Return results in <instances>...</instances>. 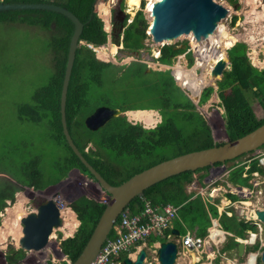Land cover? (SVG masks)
<instances>
[{"label":"trees","instance_id":"trees-1","mask_svg":"<svg viewBox=\"0 0 264 264\" xmlns=\"http://www.w3.org/2000/svg\"><path fill=\"white\" fill-rule=\"evenodd\" d=\"M97 2L98 0H3V3L6 4H54L72 12L84 24L80 37V41L84 44L77 49L68 88L66 121L74 144L89 165L110 185L118 186L134 175L163 161L215 146L206 123L194 110L195 106L190 99L176 85L171 72L153 70L147 72L145 64L133 62L122 75L117 76L121 70L119 67L112 63L100 62L101 60L95 57V52H92L88 45L95 48L104 46L109 37V34L104 30L103 20L96 11ZM10 14L13 16H9ZM127 19L128 17L123 23H118L115 26L112 39L116 45H122L124 50L140 51L144 48L143 43L147 38L148 21L142 10L137 12L131 23L128 24ZM0 22H19L22 25L38 27L42 31L49 32V51L53 55L51 59L54 66L53 75L49 84L43 87L42 91L37 92V96L34 95L37 105L31 106L23 102L18 106L19 113L21 115L31 113L35 116V120L50 114L52 119L49 120V130H46V133L52 137L55 144L59 145L58 148H62L61 157L55 158L53 163L60 165L59 158L72 164L76 162L84 169L85 174L94 178L68 145L61 122L60 98L69 44L74 32L73 22L60 13L45 10L3 11L0 12ZM235 44H226V49L232 48ZM191 45L197 49L194 42ZM185 51V48L165 45L161 49V57L166 64L174 65L173 57ZM197 51H200L198 55L201 58L195 68L188 70L187 82L189 84L188 92L198 96L203 88L201 84L203 74L198 76L195 69L199 68L198 65L203 60L204 53L198 49ZM235 63L234 73L238 84L234 91V98L229 99L224 94H220L223 106L226 107L224 115L227 116L226 127L231 140L245 136L264 124V118H255L252 115L249 100L251 94L255 95L264 108V70H258L248 62L245 65L242 61ZM212 93L213 88H206L202 92L201 103L206 102ZM131 98H135L136 101L131 102ZM143 100H147L148 103L146 105L135 103ZM103 106L120 110L122 113L155 110L160 114L161 121L155 128L145 129L139 124L134 125L128 122L126 116L121 115L97 131L89 130L85 125L86 118L92 115L97 108ZM179 117L185 121L184 126L176 123ZM197 119L201 121L205 129L201 127V124H196ZM6 144L8 143L6 142ZM89 145H91L90 148H88ZM24 157L32 161V157L36 160L37 156L32 152L31 155ZM10 161L8 157L3 162L9 166ZM49 164H51L50 161ZM14 166L16 167L11 174L16 176L18 165L14 164ZM40 169L31 166V173L35 176L40 175ZM124 169H126L125 173ZM51 171L52 167L50 166ZM47 173L49 174V166ZM242 173L243 168L236 171L238 176ZM27 175L25 174V176ZM191 175L192 172H187L154 185L145 191L143 198L134 199L129 204L128 211L138 213L143 210L144 201L147 199L153 204L181 206L179 210L181 219L193 214L197 215L198 212L202 213L199 216L200 229L198 233L205 235L207 228L211 225L209 214L217 217V209L215 206H210L211 210L207 213L201 199L196 198L189 202L192 194L187 193L186 187L191 182ZM11 186V183L0 180V190ZM230 197L233 200L236 199L235 196ZM196 202H198L197 206L192 207ZM105 206V204L86 197L79 198L71 204L72 210L80 221L79 229L74 237L69 238L63 244L64 254L71 262L75 261L82 252ZM121 220L122 216L118 219L117 224L121 223ZM221 225L224 230L241 236L247 229L255 230L254 227L226 216L221 218ZM113 238L114 232L112 231L104 247ZM234 246L235 244L233 245L231 242L226 249H232ZM257 249L258 246L253 249L249 248L248 251ZM119 255L120 253L111 255L108 264H117ZM120 260H123L122 256Z\"/></svg>","mask_w":264,"mask_h":264},{"label":"rangeland","instance_id":"rangeland-1","mask_svg":"<svg viewBox=\"0 0 264 264\" xmlns=\"http://www.w3.org/2000/svg\"><path fill=\"white\" fill-rule=\"evenodd\" d=\"M215 1L227 7L229 14L221 21L216 33L207 39L201 51L204 53V57L209 54L219 57L225 53L226 70L221 76H216L214 80L210 79L207 81L208 73L204 72V68H196L195 73L198 76L203 73L202 83H204V86L201 92L206 88H213V93L206 102L201 103L199 100L201 92L195 101V96L191 95V98H194L191 101L195 106L194 110L200 114L206 123L212 140L215 142L214 144H223L228 140V132L226 127L227 116L224 115L226 107L223 106L220 94H224L229 99L234 98V91L238 84L234 73L235 62L242 61L243 65L248 62L254 68L261 71L264 70V20L261 18L257 19L258 15L264 14V0ZM0 2H3V0H0ZM149 2L150 0H140L138 6L129 7L128 0H98L97 3H103L109 9L108 22L101 17L107 16V13H101L104 8L96 4V11L103 20L104 30L109 34V37L106 45L96 49L95 57L101 60L100 62L112 63L119 67L121 70L118 76L133 62L146 64L148 70L169 71L171 74L174 71L173 66L166 64L161 57V49L165 45L154 44L150 36L147 35L143 43L144 48L137 52L124 50L122 45H116L112 39L115 26L118 23H123L126 17H128L127 23H131L137 12L141 10L150 25L151 18L147 11ZM118 7L122 12L120 14ZM9 16L13 15L10 14ZM190 36L194 38L192 35L181 36L179 39L169 43L170 45L186 49L182 54L173 57L176 63L174 69L178 80H175V82L179 86V76L183 75V83L181 84L186 89V92H188L187 88L189 87H185V70L195 68L201 58L198 55L200 51H197L191 45L194 40ZM228 43L236 44L232 48L226 49V44ZM98 53L107 55L109 58H99ZM110 53H113L114 56L113 54L110 55ZM52 57L53 55L49 51V32L42 31L38 27L22 25L19 22H0V180L12 184L10 188L6 187L0 190V237L2 238L0 242V264L69 263L70 260L66 255L63 258L61 256L64 254L63 244L69 238L74 237L80 226L77 214L73 212L71 204L82 197L92 199L101 204L108 203V195L101 189L95 178L85 174L80 164H76V162L74 164L68 163L63 158L58 159L60 165L53 163L55 158L61 157L62 148H58L59 145L55 144L52 141V137L46 133V130H49L51 115L49 114L43 116L42 119L35 120V116L31 113L29 115L27 113L22 115L19 113L18 106L23 102L31 106L37 105L34 95L37 96V92L42 91L43 87L49 84L53 75ZM130 101L134 102L136 99L131 98ZM250 102L251 113L259 119L264 118V109L255 95L251 94ZM135 103L146 105L148 102L143 100ZM122 116H126L128 122L134 125L139 124L145 129L155 128L157 125L155 123L156 118L160 120L159 116L155 113L153 114V112L147 115L149 117L148 120L142 119L143 121L141 119H133L126 113H122ZM197 120L196 124H201V127L205 129L201 121ZM176 123L183 126L186 124L181 117L176 120ZM90 147L91 145L88 146V148ZM258 151H260L262 156L257 157L255 153L248 154L249 156L246 155L228 163L227 169L235 166L237 162L241 163L248 159L253 164H258V161L264 158V148ZM32 152L36 154V160L32 157V161H30L24 157L31 155ZM8 157L11 161L10 165L6 166L3 161ZM49 161L52 165L49 164ZM14 164L18 165L15 172L16 176L11 174L16 167ZM259 164L262 166L260 161ZM31 166L41 168L40 175H33ZM48 166L49 174L47 173ZM50 166L52 167L51 172ZM123 171L125 173L126 169ZM243 171L250 174L255 170L243 168ZM206 173L208 174L207 170L196 173L194 177L203 176L201 180H206ZM259 173L258 176L262 175L261 171ZM25 174L28 175L25 176ZM218 175V172L212 175L207 186V194L211 192L214 179ZM237 178L240 186L247 185L246 179H242L239 176ZM187 188L189 186L186 187V190ZM44 192L47 195H44ZM192 192L196 193L193 190ZM39 193H42L41 195L58 205L61 210V216L62 211H72L71 215L66 214L65 221L70 223L75 221L76 226L73 232H69L68 236L65 234L66 228L55 229L48 246L39 251H26L19 246V239L22 235L20 219L32 212L39 201L48 200H40L37 196ZM227 195L228 193L223 192L220 198L225 199ZM197 204L198 202L194 203L192 207L197 206ZM252 212L248 209L243 214L246 216L252 214ZM201 214L198 212L194 220L190 216L185 219L199 223ZM69 216H72L71 220H69ZM260 238L261 241L257 243L262 248L259 247V250L255 252L258 256L256 264H261L260 257L264 249V230L260 234ZM152 255L154 254L152 253ZM152 259L153 257H150L149 261L152 262ZM196 260H198V256ZM242 260V263H240L233 258L226 259L227 264L248 263L246 256ZM188 261L189 259L181 254L179 264H188Z\"/></svg>","mask_w":264,"mask_h":264},{"label":"water","instance_id":"water-1","mask_svg":"<svg viewBox=\"0 0 264 264\" xmlns=\"http://www.w3.org/2000/svg\"><path fill=\"white\" fill-rule=\"evenodd\" d=\"M97 4V3H96ZM9 10H45L60 13L68 17L74 24V32L70 40L67 64L61 90L60 112L63 134L70 148L80 161L89 169L101 189L108 195V203L98 220L90 238L86 242L77 259L69 264H92L100 254L102 247L115 223L129 204L144 195L145 191L154 185L174 176L200 169L223 165L252 153L264 146V124L254 131L212 148L189 152L178 157L163 161L131 177L118 186L110 185L87 162L74 144L67 127L66 102L69 83L75 63L76 52L83 42L80 41L84 24L70 11L48 3H3L0 2V12ZM119 14L122 13L118 7ZM151 22L147 35L154 44L170 45L169 43L181 36L192 35L194 38H209L214 35L229 9L215 0H158L154 2L149 12ZM165 43V44H164ZM90 48L91 45H88ZM226 69V62L220 60L213 68L211 75L221 76ZM174 76V73L172 72ZM177 80V79H176ZM122 115V112L109 107H99L88 116L85 125L91 131L103 128L108 122ZM254 218V217H251ZM258 219L264 223V211L258 212ZM22 237L19 241L21 249L39 251L48 246L55 229L64 226L61 210L51 200L41 201L32 212L21 219ZM238 255L244 256L245 244H238ZM161 264H174L177 257V246L173 243L163 244L158 252ZM61 256H65L62 254ZM146 258L144 251L140 252L135 264H143ZM261 264H264V250L261 254ZM127 263V261H126ZM130 264V263H129Z\"/></svg>","mask_w":264,"mask_h":264},{"label":"clouds","instance_id":"clouds-1","mask_svg":"<svg viewBox=\"0 0 264 264\" xmlns=\"http://www.w3.org/2000/svg\"><path fill=\"white\" fill-rule=\"evenodd\" d=\"M92 47L91 48L89 47V48L93 52ZM214 66L211 68L210 74H211ZM174 79L176 80L177 78L174 77ZM178 87L184 92V94L191 101V98L187 95V93L180 86H178ZM202 92L200 94V99H199L200 101H201ZM198 97H199V95H198ZM227 138H230V136L228 135ZM215 145H219V144L216 143ZM260 149L261 148H259L258 150H260ZM258 150L254 151L252 153H255V156H257V157L262 156L260 154V151H258ZM249 154H251V153H249ZM244 156H246V155H244ZM247 156H249V155L247 154ZM238 159H236V160H238ZM233 161H235V160H233ZM233 161H231V162H233ZM247 161H242L241 163L237 162V164H238L239 167L245 166L248 163H250L249 159ZM259 161H260L262 166H260ZM259 161H258V164H255V166L258 169V172L261 171L260 168L264 169V164H263L264 158H261ZM228 163H230V162H227L226 164H223V165H215L213 167L226 168ZM213 167H211V168H213ZM256 177H260V176H258V174H257ZM256 188L259 189L258 187H255L253 185H251V186H249V185L240 186V185H237L235 183H231V185H230L229 183L226 184L225 182H223V190L221 192L219 190V185L217 183H213L212 184V189L210 188L211 192L208 193V195H210L209 196L210 198L212 196H216V192H217L216 189H218L220 191V192L218 191V194H220V193L222 194L223 192H226V193H228V195H227V197L225 199H221L219 197L217 202L216 201L212 202V204L215 205V207L217 209V214L218 215H217V217H213L212 214H209L211 225L207 228V231H206L205 235H200L198 233V231H199L198 230L197 233H195V234H189L188 233L187 235L181 237L182 252L183 253H190L192 255L198 256V260H197L196 264H208L209 262H210V264H217V263H227L226 259L227 258H232L231 257V253H232L231 250L233 249L234 250L233 259H236L237 261L242 263V261H243L242 259L244 258V256H246L248 258V263H246V264H250L249 263L251 261L250 257L252 255H255L256 258H255V261H254L253 264H256L258 256L255 254V252H257L259 250V247L261 246L257 242L261 241L260 234L264 230V223L261 220L258 219V212L264 211V208L262 206V207H260L258 209L255 206V200L253 199L254 198V194L256 192ZM206 192H208V188H206V191L204 193H206ZM230 196H235L236 199L233 200ZM243 202L245 203V205L242 207L241 204L239 205V203H243ZM147 207H152L154 209L157 208V210L156 209L155 210H156L158 216L159 217H163V218L167 217L165 209L171 208L172 210H175L174 218H172L170 220H167V222H168L167 226L165 228H163L160 232L156 231V230H153L146 237L144 235H140L139 237H137L136 240L126 250H124V251H122L120 253L118 263L119 262H123L124 264H129V263L130 264H135V262L137 260V257L140 254V252L144 251L146 253V258L144 259V260H146V262H148L149 264H155L156 262L161 264V262L159 261L158 252L162 248L163 244H169V243H162L160 248H159V250L156 251V252L148 253V252H146V248H148L149 246L155 244V242L152 241L153 238L161 237L163 235H170V232L173 229L174 225L176 223L180 222V220H179V210H180L181 206H175L173 204H166V205L153 204L150 200L147 199V200L144 201L143 210H140L138 213H131V212L128 211V208H127L121 214V216H122L121 223L117 224L118 220L115 223V228L112 230L114 232V238L111 241H115V240L119 239L121 236H123L124 234L128 233L127 230L122 228L123 220H124L125 217L128 218V219H133L135 217H142V215L145 213ZM248 209L250 211H254L255 212V214L250 216L249 219H247L243 215L244 211L248 210ZM225 216L228 217V218H235L237 221L243 222V224H245V225L254 227L255 230L249 229V230L246 231V233L244 232L243 236H246V237H242L241 235H236L232 231H226V230L223 229V227L221 225V218H223ZM251 217H254V218H251ZM141 219L143 220V222H146V221L149 220V217L146 216V217H142ZM187 236H189L190 238H193V239L194 238H200L202 241H206L207 244L209 245V248H206L205 250H199V251L185 248L184 247V239ZM107 241H108V239L106 240V242ZM231 242H233V245L235 244L234 248L226 249L228 244L231 243ZM173 244H175L177 246V257H178V245L176 243H173ZM238 244H245V253H244V256H242V257H240L238 255V250H237ZM256 246H258V249L256 251H251V252L248 251L247 252V248L249 250V248L253 249ZM103 247H104V245H103ZM103 247H102L101 252L104 249ZM260 248H262V247H260ZM152 253L154 255L151 256ZM121 256H122L123 260H120ZM133 256H134V259H133ZM63 257L64 256H62V258ZM150 257L151 258L153 257L152 262L149 261ZM144 260H143V264H144ZM126 261H127V263H126ZM69 263H71V261Z\"/></svg>","mask_w":264,"mask_h":264},{"label":"crops","instance_id":"crops-1","mask_svg":"<svg viewBox=\"0 0 264 264\" xmlns=\"http://www.w3.org/2000/svg\"><path fill=\"white\" fill-rule=\"evenodd\" d=\"M105 20L107 22L109 20V16L108 17L106 16ZM130 65H131V63L127 66V68ZM172 68L174 69V67H172ZM125 71L126 70H124V72ZM148 71H150V70H148V68H147V72ZM162 72H164V71H162ZM174 73L176 74L175 71H174ZM178 83H179V86L184 91H186V89L184 88V86L182 84H180V82H178ZM185 83H186L185 87H189V84L187 83L186 72H185ZM189 96L191 97L190 94H189ZM194 96H195V99L194 98H192V99H194V101H195L196 98H197V95H194ZM262 108H263V106H262ZM150 111L153 112V114L155 113L156 115L159 116L160 120H158L157 118L155 120V123L158 124L161 121L160 114L157 111H155V110H150ZM144 112H149V111L148 110H144V111H130V112H126V114L129 116L130 114L134 113L133 116H130L131 118H133V119H141V120L142 119L143 120L144 119L145 120H148L147 117L138 116L139 114H137V113H144ZM254 117L257 118L256 116H254ZM263 164H264V161H263ZM254 165L255 164H253V162L250 161V163H248L247 166H241L240 167V168H246V170H248L250 168H252V170H255L254 172H252L250 174L247 173V172H245V171H243L244 173H242L239 176L242 179H246L247 180L246 183L249 186H251V185L255 186L256 183H259V181H258V178L259 177H256L259 172H258L257 167L254 166ZM240 168H239L238 165H235L232 168H228V169H227V167L226 168L213 167V168L200 169V170H198L196 172H192V175H191L192 176V179H191V182L188 184L189 188H187V190H186L188 194H192V195H190V201L189 202H192L196 198L201 199L202 202H203V208H204V210L207 213H209V211L211 210L210 209V206H215V205L212 204V202L213 201H216L217 202L218 201V198L221 195V193L218 194V191L220 190L222 192V190H223V182H225L226 184L229 183L230 185H231V183H235V184L239 185V180L237 178L238 175H236V171L237 170H240ZM260 169H263V168H260ZM205 170H207V172H208V174L206 173L207 174V176L205 177L206 180L205 179L204 180H201V177H203V176L194 177V175L196 173H200V172H203ZM215 172H218L219 175H218V177L216 179H214V182L213 183H217L219 185V190L216 189L217 190L216 196H212L210 198L209 197L210 195H208V194H206L204 192L206 191V188H207V186H208V184H209V182L211 180V177H212V175ZM260 176L264 177V172H262V175H260ZM192 190L195 191L196 193H193ZM240 204H241L242 207L245 205L244 202L243 203H239V205ZM190 218H192L194 220L195 219V214L191 215ZM179 220H180V222H178V223H176L174 225L173 229L170 232V235H163L161 237H155V238H153L152 241H154L155 244L149 246L148 248H146V252L150 253V252H156V251H158L162 243H176L178 245V257H176L174 264H179V260L181 259V254H183L187 259H189L188 264H196L197 263V260H196V257L197 256L192 255L190 253H183L182 252L181 237L187 235L188 233L189 234H195V233H197V231L200 228V221H199V223H195L194 221H187L185 218L184 219H181L180 215H179ZM247 230H249V229H247ZM247 230H245V233H246ZM231 252H232L231 253V257L233 258L234 257V250L232 249ZM133 259H134V256H133ZM117 264H124V263L123 262H119ZM144 264H149V263L146 262V260H144ZM155 264H159V263L156 262ZM219 264H227V263H219Z\"/></svg>","mask_w":264,"mask_h":264},{"label":"built area","instance_id":"built-area-1","mask_svg":"<svg viewBox=\"0 0 264 264\" xmlns=\"http://www.w3.org/2000/svg\"><path fill=\"white\" fill-rule=\"evenodd\" d=\"M155 209L157 210V208ZM155 209L147 207L145 213L142 215V217H149V220L146 222H143L141 219L142 217H135L133 219L125 217L122 228L127 230L128 233L115 241H109L92 264H108L111 255L119 254L126 250L140 235L146 237L153 230L160 232L167 226V220L174 218L175 210H172L171 208L165 209L167 217L164 218L159 217ZM184 247L199 251L209 248V245L206 241H202L200 238L193 239L187 236L184 239Z\"/></svg>","mask_w":264,"mask_h":264},{"label":"bare ground","instance_id":"bare-ground-1","mask_svg":"<svg viewBox=\"0 0 264 264\" xmlns=\"http://www.w3.org/2000/svg\"><path fill=\"white\" fill-rule=\"evenodd\" d=\"M139 1L140 0H128V4H129V7H136V6H138L139 5ZM156 1H158V0H150V2H149V4H148V6H147V11L148 12H151V9H152V7H153V4H154V2H156ZM100 3H98V6H100L101 8H104L103 10H101V13L102 14H104V13H107V17L109 16V9H108V7L106 6V5H104L103 3H101L100 5H99ZM105 7H106V9H105ZM264 7V6H263ZM262 7V8H263ZM101 17H103V16H101ZM104 19L103 20H105V18H106V16L105 17H103ZM263 19L264 20V14H260V15H258V17H257V19ZM108 22V21H107ZM191 37V36H190ZM192 38V37H191ZM210 38V37H209ZM194 41H195V44H196V48L198 49V50H202V48L204 47V45H205V43H206V41H207V39L208 38H192ZM196 39V40H195ZM193 41V42H194ZM101 48V47H100ZM92 49H93V51L95 52L96 51V49L97 48H95V47H92ZM113 53H110V55H112ZM109 55V56H110ZM113 56H114V54H113ZM98 57L99 58H102V59H107V58H109V57H107V55H103L102 53H98ZM220 60H226V54L225 53H223L221 56H214V55H207V56H205V57H203V60L201 61V63L198 65V67L199 68H201V67H203L204 68V72H206V73H208V78H207V81L208 80H210V79H212V80H214L215 79V77L214 76H211V74H210V71H211V68L215 65V64H217ZM181 63V62H180ZM175 65H176V63H174V65H172L173 67H175ZM175 72H176V70L175 69H173ZM174 71H173V73H174ZM185 72H186V77H187V72H188V70H185ZM203 74V73H202ZM174 75L176 76V78H177V74H175L174 73ZM183 78H184V76L183 75H180L179 76V81H180V84L181 83H183ZM188 83V82H187ZM201 84L204 86V83H202V80H201ZM186 92V91H185ZM187 93V95L189 96V92H186ZM190 95H195V94H190ZM190 97V96H189ZM191 98V97H190ZM192 99V98H191ZM130 112V111H129ZM151 113V111H149V112H144V113H137V114H139L138 116H143V117H147V115L148 114H150ZM133 114L134 113H132V114H130L129 116H133ZM147 118H149V117H147ZM40 194V193H39ZM44 195H47V193H43ZM48 199V198H47ZM73 212L72 211H70V210H68V211H62V218H63V220H64V226H63V228H66V232H65V234L68 236L69 235V232H73V229H74V227L76 226V222L74 221V222H72V223H70L69 221H65V218H66V214H69V215H71ZM255 214V212L253 211L252 212V214H248V215H246L245 217L247 218V219H249V217L250 216H252V215H254ZM244 215V214H243ZM22 219V218H21ZM21 219H20V221H21ZM5 224V223H4ZM3 224V225H4ZM22 229V228H21ZM0 230H1V228H0ZM22 234V233H21ZM21 237H22V235H21ZM20 237V238H21ZM1 240H2V238L0 237V242H1ZM19 241H20V239H19ZM251 261L249 262L250 264H253L254 263V261H255V258H256V256L255 255H252L251 257Z\"/></svg>","mask_w":264,"mask_h":264},{"label":"flooded vegetation","instance_id":"flooded-vegetation-1","mask_svg":"<svg viewBox=\"0 0 264 264\" xmlns=\"http://www.w3.org/2000/svg\"><path fill=\"white\" fill-rule=\"evenodd\" d=\"M100 5V4H99ZM104 17V16H103ZM226 50V49H225ZM262 148H264V146L263 147H261V149ZM261 172H264V169H261ZM264 177H259L258 178V181H259V183H256L255 184V187H258V188H260V189H257L256 188V192H255V194H254V200H255V206L259 209L260 207H262L263 206V208H264V191H263V189H264V179H263ZM42 193H40V194H37V196H38V198L41 200V199H47V198H45V196L44 195H41ZM41 201H39V203H40ZM38 203V204H39ZM71 218H72V216H69V220H71Z\"/></svg>","mask_w":264,"mask_h":264}]
</instances>
